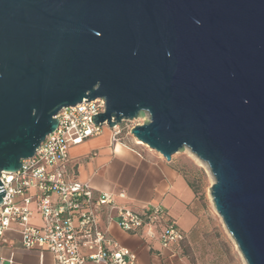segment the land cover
Returning a JSON list of instances; mask_svg holds the SVG:
<instances>
[{"label": "water", "instance_id": "95a60500", "mask_svg": "<svg viewBox=\"0 0 264 264\" xmlns=\"http://www.w3.org/2000/svg\"><path fill=\"white\" fill-rule=\"evenodd\" d=\"M95 98V124L144 118L136 139L207 162L216 210L264 264V0H0V203L2 171Z\"/></svg>", "mask_w": 264, "mask_h": 264}, {"label": "built area", "instance_id": "2783aa9c", "mask_svg": "<svg viewBox=\"0 0 264 264\" xmlns=\"http://www.w3.org/2000/svg\"><path fill=\"white\" fill-rule=\"evenodd\" d=\"M105 107L104 98L63 107L56 115L57 128L35 154L22 159L17 171H2L6 193L0 203L1 240L16 222L23 246L50 251L54 264H141L137 252L122 246L101 226L99 214L106 208L108 219H115L124 230L145 229L171 256L179 255L174 246L185 236L163 205L136 210L119 203L112 193L97 195L88 182L68 178L70 146L103 131L106 124H95L92 115ZM112 129L118 139L120 124ZM119 196L126 195L121 192ZM35 212L42 218L40 226L29 222Z\"/></svg>", "mask_w": 264, "mask_h": 264}, {"label": "crops", "instance_id": "0c3cea01", "mask_svg": "<svg viewBox=\"0 0 264 264\" xmlns=\"http://www.w3.org/2000/svg\"><path fill=\"white\" fill-rule=\"evenodd\" d=\"M136 140L115 139L113 129L105 126L100 134L70 146L67 176L70 180L88 182L97 195L112 193L119 203L136 210H144L152 204L163 205L185 236L174 246L179 253L176 256H171L158 238L148 237L145 229L127 231L115 219L109 220V209L100 212V224L122 246L137 252L141 264H186L182 243L192 241L199 225L200 197L182 157L174 154L168 160ZM121 192L126 196L120 197ZM29 222L36 226L43 223L37 212ZM4 237L0 239V264H54L50 251L23 246L16 222Z\"/></svg>", "mask_w": 264, "mask_h": 264}, {"label": "rangeland", "instance_id": "374dc122", "mask_svg": "<svg viewBox=\"0 0 264 264\" xmlns=\"http://www.w3.org/2000/svg\"><path fill=\"white\" fill-rule=\"evenodd\" d=\"M144 122V118L125 119L120 123V137L135 141L131 128ZM107 125H104V127ZM143 145V144H139ZM149 148L147 145H143ZM182 157L189 179L199 195L200 220L191 242L182 243V255L186 264H247L238 245L215 208L211 187L215 177L207 162L200 159L188 147L175 153ZM195 156V157H194Z\"/></svg>", "mask_w": 264, "mask_h": 264}, {"label": "bare ground", "instance_id": "6f19581e", "mask_svg": "<svg viewBox=\"0 0 264 264\" xmlns=\"http://www.w3.org/2000/svg\"><path fill=\"white\" fill-rule=\"evenodd\" d=\"M138 143H143L141 140L137 139ZM144 144V143H143ZM145 145V144H144ZM195 157V156H194ZM239 248V247H238ZM240 250V249H239ZM241 256L244 258L243 254L241 253Z\"/></svg>", "mask_w": 264, "mask_h": 264}]
</instances>
